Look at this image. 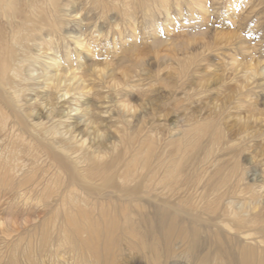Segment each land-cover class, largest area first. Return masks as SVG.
Returning a JSON list of instances; mask_svg holds the SVG:
<instances>
[{"label": "bare ground", "instance_id": "obj_1", "mask_svg": "<svg viewBox=\"0 0 264 264\" xmlns=\"http://www.w3.org/2000/svg\"><path fill=\"white\" fill-rule=\"evenodd\" d=\"M189 1L200 0H183L188 11L182 0L87 3L102 17L116 12L135 22L140 15L154 31L155 47L163 42L158 16L167 33L179 17L203 40L205 51L210 18ZM63 2L0 0V264H108L103 256L120 241L156 264L160 252L176 250L192 264H264V204L260 214L254 212L261 201L245 182L247 171L220 155L229 146L224 147L228 136L218 122L181 120L184 130L178 122L173 130L154 126V104L141 117L136 108L143 104L131 106L129 93L117 92V101L110 93L104 96L101 90L119 84L108 87L106 68L98 71L82 52L65 48L49 63L40 61L36 42L76 31L60 19L62 12H77ZM58 40L50 39L46 48L51 42L62 49ZM78 44L90 52L87 44ZM186 47L172 50L178 54ZM69 66L82 74L68 76ZM249 69L264 76V65ZM95 73L102 82L97 86ZM41 85L51 88L45 95L47 115L28 100L31 91L40 95ZM89 92L100 106L82 99ZM68 95L73 99L59 106ZM104 104L117 109L111 116L116 120L101 117L108 113ZM132 108L129 119L125 110Z\"/></svg>", "mask_w": 264, "mask_h": 264}, {"label": "rangeland", "instance_id": "obj_2", "mask_svg": "<svg viewBox=\"0 0 264 264\" xmlns=\"http://www.w3.org/2000/svg\"><path fill=\"white\" fill-rule=\"evenodd\" d=\"M88 1L64 0L65 9H76L77 12L71 16L62 12L60 19L65 26L68 25L67 30L71 27L76 31L57 36L62 49H55L56 43L51 42L53 46L46 48L45 43L50 39L57 41V37L36 42L34 50L42 58L40 61L49 63L50 57L60 56L57 52L65 48L82 52L91 63L100 66L98 71L106 68L104 75H111L107 80L108 87L110 83L119 84L114 89L101 90L104 96L110 93L117 101V92L129 93L132 96L128 102L131 106L143 104L136 108V115L141 117L150 113V106L154 104L156 117L151 122L154 126L171 125L173 130L172 123L178 122L182 126L179 128L184 130L186 127L181 120L218 122L222 132L228 136L223 141L224 147L229 146L219 153L224 155L225 160H234V164L238 161L239 167L241 165L245 170L242 173L247 171L245 182L261 201L254 212L260 214L264 204V76L258 69L252 72L249 67L264 65V0H200L198 4L189 1L198 14L210 18L205 27L210 28L208 35L211 43L205 51L203 40L198 35L193 37L183 27V19L179 17H176L178 24L167 33L163 16H158L157 22L162 23L163 42L155 47L152 40L154 31L143 24L140 15L134 18L135 22L116 12L102 17ZM185 6L182 0V7ZM232 32L235 37L230 39L228 35ZM78 42L87 44L90 52L82 50ZM181 44L187 47L175 54L172 49ZM175 57L180 61L171 59ZM37 67L41 65L38 63ZM63 67L68 69L66 64ZM76 67L70 70L69 66L68 76L74 74L73 71L78 73V77L82 74L81 70L76 71ZM97 78L98 75L93 74L96 80H92V84L96 86L102 83ZM38 92L39 96L35 91L29 92L28 100L36 106V112L47 115L51 109L46 105L45 95L51 92V88L44 86ZM72 97L61 98L59 106ZM82 99H93L100 106L98 97L92 92L86 93ZM144 105L146 109L141 113ZM102 108L108 113H101V117L108 122L116 120L111 116L117 109H107L105 104ZM127 111L125 114L130 119L134 109L129 113ZM252 157H255L254 162ZM8 256L5 254L6 262ZM105 258L108 264H156L150 256L133 251L122 241L107 257L103 256ZM158 263L192 264L187 255L179 250L160 252Z\"/></svg>", "mask_w": 264, "mask_h": 264}]
</instances>
